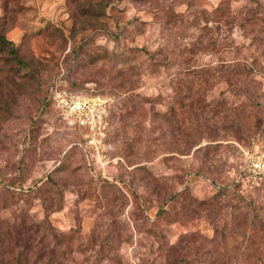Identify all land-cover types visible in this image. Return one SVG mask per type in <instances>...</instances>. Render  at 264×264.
Listing matches in <instances>:
<instances>
[{
	"label": "rangeland",
	"instance_id": "1",
	"mask_svg": "<svg viewBox=\"0 0 264 264\" xmlns=\"http://www.w3.org/2000/svg\"><path fill=\"white\" fill-rule=\"evenodd\" d=\"M219 1L0 0V34L16 51L0 45V222L48 220L64 234V264H163L202 255L185 234L210 237L216 216H185L187 202L159 213L165 193L187 183L213 210L236 194L264 210V0H231L237 15L257 11L241 24L214 14ZM177 96L193 110L170 114ZM242 104H259L263 122L249 139L227 124ZM195 115L205 137L180 154L181 121ZM226 234L241 264L243 238Z\"/></svg>",
	"mask_w": 264,
	"mask_h": 264
},
{
	"label": "trees",
	"instance_id": "2",
	"mask_svg": "<svg viewBox=\"0 0 264 264\" xmlns=\"http://www.w3.org/2000/svg\"><path fill=\"white\" fill-rule=\"evenodd\" d=\"M230 2L231 0H220L214 9V14L218 12L222 13V21L241 24L242 19L248 21H254V19L259 20V17L256 15L257 11L254 7L248 6L242 9L240 15H237L231 10ZM256 4L259 3L256 2ZM0 45L8 47V51L11 55H16L15 47L8 44L5 36L2 34H0ZM240 64L241 63L238 62L228 64V67L234 73L233 77L239 75L238 65ZM174 89H176L174 91L176 95L178 94L177 89L179 92L181 88L178 86L174 87ZM191 89L192 86H188L187 92ZM196 90L198 91V88H195V91ZM178 96L171 99L172 104L169 107L170 114L177 110V103L178 107L189 106L187 108L193 110L191 108L193 107L191 100L190 103H185V100L184 102H179L177 101L180 99ZM242 105H244L243 110L245 114L237 115L238 111H240L238 110L239 108H236L234 111L229 110L227 114L231 116V120L227 121V124L232 129L231 132L238 133L236 134L237 136L234 134L237 139L243 135L247 137L246 139H249L251 132H253L252 136H254L258 130H263V122L255 115V107L259 106V104ZM208 106L209 104L205 103L204 100L198 103L201 112ZM195 116L196 117H193L189 125L181 121L183 129L187 128L186 130L190 132L184 134L181 137L182 140L180 139V145L182 147V149H180V154H185V152H188L192 147L199 145L201 140L205 137L202 136L207 127L204 122L205 119H203L204 121L199 120V116ZM233 128H236V130H233ZM207 137L210 138V136ZM211 140L215 139H208V141ZM207 145L208 143L199 146L196 150H199L200 147L205 148ZM211 181L215 183L216 180L212 179ZM231 183L234 184L235 179H233ZM217 185L219 192L216 196L224 195V197H226V192L229 190L230 185L228 183H220ZM178 203H184V205L186 203L187 210L188 207H190L191 213L185 216L194 217L197 221H203L204 223H209L210 214L216 213L211 224L212 226H210L212 234L210 237L200 232L185 234V237L191 240L193 247L202 255L191 259L187 257L188 255H186V253L177 256H168L165 254L163 264H195L196 260H207L208 264H232L228 259L233 254L225 244L227 237L226 232L229 231L238 233L243 238L242 248L238 250V256L242 257V259L239 260L241 264H264V210L259 206L257 208L255 199L250 196L236 194V204H229V202L226 201V203L220 205L219 208L213 210V208L210 207L211 202L207 199L192 197L186 183V185L179 189L165 193V197L159 206V213L166 212L167 205L175 208ZM181 214L183 215L184 213ZM2 222H0V264H64V252H66V248L63 246L66 242L64 234L62 232L56 233L54 228L49 225L48 220H35L37 225L32 229L31 227L27 228L25 226L26 224L23 222L20 224H16V222L5 224L3 220ZM50 238H52V240H50ZM51 243L53 244L50 246ZM197 255L199 254L197 253ZM73 264H80V262L75 261ZM116 264H120V262ZM196 264H200V262L197 261Z\"/></svg>",
	"mask_w": 264,
	"mask_h": 264
},
{
	"label": "built area",
	"instance_id": "3",
	"mask_svg": "<svg viewBox=\"0 0 264 264\" xmlns=\"http://www.w3.org/2000/svg\"><path fill=\"white\" fill-rule=\"evenodd\" d=\"M73 104H74L73 108L75 109L76 112L83 113L86 107V104L84 102H81L80 100H76L75 102H73ZM80 122L84 123L82 120Z\"/></svg>",
	"mask_w": 264,
	"mask_h": 264
}]
</instances>
